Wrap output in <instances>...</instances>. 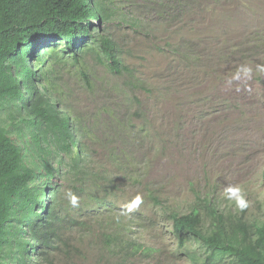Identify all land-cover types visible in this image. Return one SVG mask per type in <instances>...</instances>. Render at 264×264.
<instances>
[{
  "label": "rangeland",
  "instance_id": "obj_1",
  "mask_svg": "<svg viewBox=\"0 0 264 264\" xmlns=\"http://www.w3.org/2000/svg\"><path fill=\"white\" fill-rule=\"evenodd\" d=\"M105 1L123 17L107 24V35L141 83L132 86L130 75L112 73L90 50L92 86L67 59L52 64L50 90L84 125L93 169L114 177L112 211L134 222L150 248L127 264L201 263L202 244L182 247L148 194L184 212L196 195L208 196L226 213L264 221V0H165L172 12L163 0ZM109 152H125L132 164L109 163ZM60 183L68 189L67 177ZM75 238L70 257L61 249L35 261L29 247L31 264L115 263L100 258L89 233Z\"/></svg>",
  "mask_w": 264,
  "mask_h": 264
},
{
  "label": "trees",
  "instance_id": "obj_2",
  "mask_svg": "<svg viewBox=\"0 0 264 264\" xmlns=\"http://www.w3.org/2000/svg\"><path fill=\"white\" fill-rule=\"evenodd\" d=\"M114 18L122 20V12L105 0H0V264H31L29 247L35 261L61 249L70 257V240H78L79 231L92 235L100 258L114 264L150 250L137 239L134 222L112 211L114 177L93 169L84 125L49 87L52 64L67 59L91 87L84 65L90 50L112 73L130 75L132 86L141 83L107 35ZM110 155L109 163L120 168L121 160L132 164L125 152ZM69 191L78 206L66 198ZM148 195L173 220L182 247L195 239L205 248L207 257L196 264H264V221L251 224L226 213L208 196L196 195L184 212L157 193Z\"/></svg>",
  "mask_w": 264,
  "mask_h": 264
},
{
  "label": "clouds",
  "instance_id": "obj_3",
  "mask_svg": "<svg viewBox=\"0 0 264 264\" xmlns=\"http://www.w3.org/2000/svg\"><path fill=\"white\" fill-rule=\"evenodd\" d=\"M66 198L69 200L70 204L73 207L78 206L79 198H78V196L76 194H74L71 191H69L68 193H66Z\"/></svg>",
  "mask_w": 264,
  "mask_h": 264
}]
</instances>
